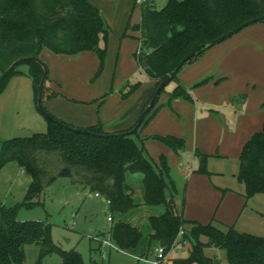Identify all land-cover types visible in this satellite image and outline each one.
I'll list each match as a JSON object with an SVG mask.
<instances>
[{
    "label": "trees",
    "instance_id": "trees-1",
    "mask_svg": "<svg viewBox=\"0 0 264 264\" xmlns=\"http://www.w3.org/2000/svg\"><path fill=\"white\" fill-rule=\"evenodd\" d=\"M262 15L264 0H168L163 8L148 0L141 2V22L137 25L141 29V37L135 56L139 66L155 82L151 98L159 83L173 72L186 55L194 50L199 51L198 56L186 61L171 80H176L177 85L169 92V101L159 103L164 87L155 106L146 113L138 129L131 135L109 136L110 131L106 130L102 120L85 127L91 133L83 134L48 119L45 132L5 141L0 168L10 161H16L31 175L32 182L24 201L27 205L32 204L61 176H68L73 183L102 195L109 203L113 222L109 242L119 250L132 253L144 239L147 241V251H143L141 256L147 255L156 244L170 250L183 230L178 243L191 241L189 256L175 259L174 264H264V236L239 231L235 225H226L216 219L208 223L185 219L183 209L176 206L174 199L177 188L168 181L170 165L167 155L161 153L159 161L154 162L146 154L145 145L140 146L133 138L134 134L140 137L157 112L172 100L193 101L190 87L180 82L178 74L210 49H205L208 42ZM108 30L101 9L91 0H0V74L21 57L42 59V53L46 50L67 55L92 50L101 60L96 72L98 76L106 54V47L101 46V41L106 39ZM25 62L30 64L29 73L38 92L43 67L34 60ZM17 66L1 82L0 88L16 72ZM209 79H202L193 87ZM139 87L140 83L123 86L122 98H128ZM54 117L66 122L56 115ZM137 120L126 130L133 128ZM141 139L159 141L177 154L186 147V139L174 134L155 133ZM197 154L199 167L196 171L211 176L209 159L220 155ZM133 174L142 176V204L165 207L162 214L149 216L152 231L148 235H144L138 225L123 218L140 205L129 181ZM237 179L245 184L247 200L264 193V123L241 150ZM16 211V207L10 208L0 202V264H23L24 245L27 243L39 244L40 258L59 253L62 264H112L94 259L86 261L77 251L60 248L52 240L49 224L19 220ZM202 236L207 240L203 241ZM211 247L224 249L226 262L209 256L206 249ZM40 262L39 259L38 264Z\"/></svg>",
    "mask_w": 264,
    "mask_h": 264
},
{
    "label": "rangeland",
    "instance_id": "rangeland-1",
    "mask_svg": "<svg viewBox=\"0 0 264 264\" xmlns=\"http://www.w3.org/2000/svg\"><path fill=\"white\" fill-rule=\"evenodd\" d=\"M102 10L104 18L108 24L109 30L106 39H102L101 46L106 47L104 65L101 72L96 76L99 70L101 60L96 51L88 50L76 55L55 54L49 51V56H42V59L49 67V79L43 92V104L46 107L47 91L54 89L55 94L69 97L71 100L93 101L96 106L97 115L100 116L101 100L111 98L113 94L121 91L123 86L140 83L139 93H144L148 87L146 83L151 79L147 73L139 66L135 53L140 45L141 29L137 25L141 22V0H92ZM149 3L163 8L168 0H148ZM254 42V43H253ZM237 43H253L259 48H264V21L252 23L233 36L216 44L210 48L215 52L223 45ZM208 51V50H207ZM263 57L264 58V53ZM261 63V69L258 72H250V76L257 74L256 96H264V60L258 57ZM187 67V65L185 66ZM183 68L179 75L186 71ZM30 64L21 62L16 68V72L11 74L1 85L0 88V156L4 149L5 141L15 137L31 136L34 133L45 132L48 129L49 120L40 111L38 107V92L33 78L30 76ZM178 75V77H179ZM248 76V75H247ZM249 76V77H250ZM252 78V77H250ZM238 82H235L237 85ZM177 85L176 80L166 85L162 92L159 103L169 101V92ZM186 86H188L186 84ZM190 87L191 94L194 95L193 86ZM238 96V98H237ZM244 99L251 103L250 111L254 113L261 112L264 116V99L262 102L252 104V97L243 94ZM234 102L242 97L239 94L233 96ZM100 99V100H99ZM179 99L180 104H175L176 99L164 105L149 124L142 130L140 137L133 135L136 142L146 147V154L154 162L159 161L161 154V142L151 139H141L150 134H174L180 135L188 132L189 127V106L193 105L191 101ZM257 100V99H256ZM239 102V101H238ZM257 102V101H256ZM254 103V102H253ZM197 118H192L193 123L198 124L201 119V109L205 106L198 101ZM47 108V107H46ZM208 108V109H207ZM204 116H207L211 109L206 107ZM225 112L226 108L218 109ZM204 118V117H203ZM211 122V121H210ZM212 126L210 134L201 135L198 143L186 139V147L183 153L187 158L183 165L172 164L169 159L170 184H175L177 192L174 195L176 206L183 209L186 201L187 178L181 169L186 166H192L193 170L199 167L198 154L200 153L217 154L221 148L225 147L222 136L226 134L225 125L234 128L237 125L235 114L217 116ZM204 132L203 126L201 128ZM188 134V133H187ZM152 141V142H151ZM197 144V145H196ZM196 146V147H195ZM209 153V154H211ZM213 158V157H212ZM212 170L222 168L226 171V179L231 180L232 163L221 160L218 156L211 159ZM208 168L209 164H208ZM142 176L133 174L130 176V184L134 188V197L139 206L132 210L124 219L134 225H138L144 235H148L152 229L149 221L150 215H159L164 212V206H148L142 204L143 189ZM32 182V177L16 161H10L0 168V202L10 208H17L16 216L19 220L43 221L50 226V232L53 242L60 248L79 252L86 261L91 259L100 263L112 264H151L154 258V252L147 258L139 260L136 254L147 251V241H141L138 249L128 253L117 249L109 242V232L112 221L109 203L102 195L90 188L79 186L72 182L68 176H61L55 179L32 204L24 203L27 191ZM170 195V191L167 192ZM257 206L264 208V198H261ZM262 204V205H260ZM262 206V207H261ZM263 224L255 227L258 235L264 236ZM182 238V237H181ZM102 240L101 248L99 241ZM206 241L207 238L202 236ZM191 241L186 240L176 244L169 250L168 258L164 264H174L175 259L187 258ZM206 253L209 256H215L226 262V252L224 249L207 248ZM62 264V256L59 253H51L40 258V246L37 243H27L24 245L23 264Z\"/></svg>",
    "mask_w": 264,
    "mask_h": 264
},
{
    "label": "crops",
    "instance_id": "crops-1",
    "mask_svg": "<svg viewBox=\"0 0 264 264\" xmlns=\"http://www.w3.org/2000/svg\"><path fill=\"white\" fill-rule=\"evenodd\" d=\"M253 43L223 45L215 52H211L209 49L198 59L189 63L185 67L186 71L181 75L178 74V78L184 85L193 86L202 79L210 77L206 83L194 88L195 93L194 95L192 94L193 101H191L193 105H188L189 115L191 114L189 116L188 134H180L187 137L188 141L191 139L198 143L200 142L198 140L199 137H202L201 135L210 134L211 132L209 131L212 126H208L209 123H211L210 125L214 124L217 116L221 114L225 116L235 114L237 119V125L234 128L231 129L225 125L226 134L222 136L225 147L218 152L220 155L218 158L233 165L229 182L226 179V171L224 169L212 170L211 159L214 156L209 159L211 176L199 173L196 169L193 170L190 165L181 169L187 178L186 201H184L183 205L184 218L201 223H208L212 219H216L226 225H235L239 231L258 234L255 227L263 224L261 219H264V208L258 206L256 208V205L260 203L261 198H264V193L256 194L247 200L245 197V184L237 179L241 150L247 140L256 131L260 130L264 123L263 113L259 111L258 113L251 112L249 108L251 103L245 100L243 96V94L250 96V100L252 97L253 105H259L264 99V96L261 98L256 96L257 74H253V76L249 74L250 72H258L261 69V61L258 57L261 56L262 58V53H264V48H259ZM43 55L49 56V51H44ZM235 82H238V84L235 85ZM146 84L148 87L144 93H139V89L124 99L119 90L111 98L101 100L103 104L100 108L101 114L99 117L93 101L89 102L86 99L79 100L80 102L70 100L69 97L55 94L56 91L54 89L50 90V88L46 94V107L58 118L75 126L85 128L102 120L106 130L110 132L126 130L136 122L143 107L154 92V80ZM252 84L255 87L250 90ZM237 94L242 98L238 100L239 102H234L233 96ZM176 100L175 102L177 103L175 104H180L179 99ZM198 101L205 106V110L201 109V119H198V124H195L192 118H197ZM206 107H209L212 111L207 116H204V112H207L206 110L208 109ZM222 108H226V111L221 112L218 110ZM202 126L205 130L204 132L199 129ZM159 146L161 153H165L172 164L183 165L184 160L187 158L183 150L177 154L165 144ZM197 152L198 149L196 148L195 154ZM100 243L98 248H101L102 243ZM156 246L157 244L154 245L147 255L141 256V254L137 253L136 256L138 255L139 260L147 258L150 253L154 252Z\"/></svg>",
    "mask_w": 264,
    "mask_h": 264
},
{
    "label": "water",
    "instance_id": "water-1",
    "mask_svg": "<svg viewBox=\"0 0 264 264\" xmlns=\"http://www.w3.org/2000/svg\"><path fill=\"white\" fill-rule=\"evenodd\" d=\"M263 19H264V15L252 18V19L240 24L238 27H236V28L228 31L227 33H225V34H223V35L211 40L210 42H208L205 45V49H209V48L215 46L216 44H218V43L226 40L227 38L233 36L234 34L239 32L240 30H242L246 26H248V25H250L252 23L261 21ZM198 54H199V51H197V50H194V51L190 52L188 55H186L184 57V59L180 62V64L173 70V72L170 73L166 78H164L159 83V85H158L153 97L148 102L147 106L140 113V116H139V118L137 120V123H136V125L133 128H131L129 130L109 132L108 135L109 136H124V135L133 134L138 129L140 124L142 123L143 118L145 117L146 113H148L155 106V104L157 102V98L160 96L162 89L164 87H166V85L173 79V77L178 73V71L185 64L186 61H188L189 59H191L193 57L198 56ZM27 60H34V61H36L37 63H39L43 67V75H42V78L40 80L39 87H38V107H39L40 111L45 115V117L47 119L54 120L55 122L63 125L67 129H70L72 131H75V132H78V133H83V134L91 133V131L89 129H87V128L75 126V125H72V124H68L66 122H62V121L56 119L54 117V115L52 113H50L46 109V107L43 104L42 99H43V92H44V89L46 88L47 80H48V77H49V67L44 62V60H42L41 58H39V57H21V58L15 60L3 73L0 74V84L8 76V74L12 71V69L17 64H19L21 62H25ZM95 134L98 135L99 133H95Z\"/></svg>",
    "mask_w": 264,
    "mask_h": 264
},
{
    "label": "built area",
    "instance_id": "built-area-1",
    "mask_svg": "<svg viewBox=\"0 0 264 264\" xmlns=\"http://www.w3.org/2000/svg\"><path fill=\"white\" fill-rule=\"evenodd\" d=\"M145 0H141V2H143ZM97 195H99L97 193ZM109 219L112 221V216H109ZM184 231L181 230L178 236V239L175 240V242L172 245V248L178 243V240L183 236ZM169 250H167V248L164 245H158L156 246V248L154 249V258L151 261V264H164L165 260L167 259Z\"/></svg>",
    "mask_w": 264,
    "mask_h": 264
}]
</instances>
